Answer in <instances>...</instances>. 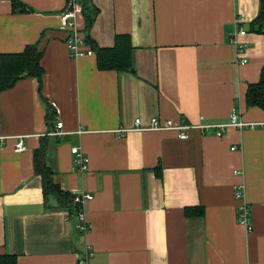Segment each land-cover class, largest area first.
I'll list each match as a JSON object with an SVG mask.
<instances>
[{
  "label": "crops",
  "instance_id": "0c3cea01",
  "mask_svg": "<svg viewBox=\"0 0 264 264\" xmlns=\"http://www.w3.org/2000/svg\"><path fill=\"white\" fill-rule=\"evenodd\" d=\"M91 2L90 36L109 48L128 35L132 71L99 70L94 53L71 57L59 17L68 0H0V54L38 44L45 71L42 91L30 76L0 92V136L25 135L27 147L15 151L13 138L0 146V256L78 264L90 248L88 264H264V110L246 102L264 66V34L249 29L260 0ZM238 18L246 63L226 39ZM78 24L85 28L83 13ZM49 105L59 110L52 122ZM233 111L256 126L222 136L191 129L186 139L135 127L138 118L145 127L153 118L228 122ZM58 120L61 138L48 134ZM42 143L62 190L93 195L86 234L67 208L45 201L33 158ZM73 146L88 157L86 171ZM237 190L252 232L238 222Z\"/></svg>",
  "mask_w": 264,
  "mask_h": 264
},
{
  "label": "trees",
  "instance_id": "16d2710c",
  "mask_svg": "<svg viewBox=\"0 0 264 264\" xmlns=\"http://www.w3.org/2000/svg\"><path fill=\"white\" fill-rule=\"evenodd\" d=\"M83 8L85 18V28L81 29L85 44L91 48L97 58L99 70H114L117 72H127L134 69L133 65V46L128 35L116 37L113 47L102 48L90 36V30L98 9L91 0H78ZM72 0H68V8ZM251 32L264 34V0H260L259 13L250 22ZM43 51L38 44L26 46L20 53L0 54V92L15 85L17 81L26 77H34L39 81V90L42 91L44 68L41 65ZM246 102L249 107H260L264 110V66L261 71L260 79L257 83L250 84L246 93ZM48 120L52 122V117L56 115V110L49 105ZM54 129V128H53ZM35 173L42 178L43 192L45 201L51 205L55 200L61 207L67 208L70 212L78 210L79 206L73 204V196L70 192L64 191L61 185L54 181V171L47 163V144L42 143L34 153ZM197 215L203 214L199 209ZM195 212L190 208L186 210L187 215ZM0 264H17L16 258L10 255L0 256Z\"/></svg>",
  "mask_w": 264,
  "mask_h": 264
},
{
  "label": "built area",
  "instance_id": "2783aa9c",
  "mask_svg": "<svg viewBox=\"0 0 264 264\" xmlns=\"http://www.w3.org/2000/svg\"><path fill=\"white\" fill-rule=\"evenodd\" d=\"M71 6L67 8L61 16V26L60 28L67 32V43L69 46L71 57H79L83 55L93 54L92 49L88 48L85 44L84 36L81 31V28L78 24V17L83 13V8L81 3L78 0H72ZM241 18L236 20L235 27L226 32L227 38L236 49V54L240 58L241 63H246L248 60L245 57V52L247 50V43L241 38L247 34V30L240 23ZM56 113L59 115V110L56 109ZM264 125V123H262ZM256 123L252 122H243L240 119V116L237 112L233 111L228 122L221 123H211V122H200V124H180L173 125L170 121H160L158 118H153L150 120L149 124L145 127L142 126L140 118L136 119L135 127L140 130H177L178 136L181 139H186L189 137V131L191 129H200L203 133H207L210 130L214 131L217 136H222L223 131L228 127H237L245 128L251 127L254 128ZM63 122L58 120L55 124V127L48 134L51 136L62 137L66 132L62 129ZM78 133H82V130H79ZM25 135L17 136H0V146L6 144L7 140L10 138L15 139L14 150L21 152L26 150ZM235 148V147H234ZM233 148V149H234ZM71 152L74 155V163L77 166V170L86 171L88 169V157L85 155L81 147L73 146ZM73 204L78 205V210L70 212V215H75L77 220V228L83 234H86L91 229V224L88 222L86 217V212L84 205L87 201L93 198V195L86 191H77L72 193ZM235 198L238 201V222L245 226L248 232H252L253 223H252V212L250 204L243 199V195L240 191L235 192ZM93 255V252L90 248H87L82 256L78 260V264H88L89 259Z\"/></svg>",
  "mask_w": 264,
  "mask_h": 264
}]
</instances>
